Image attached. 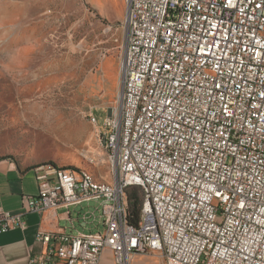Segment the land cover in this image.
Returning a JSON list of instances; mask_svg holds the SVG:
<instances>
[{"label": "built area", "instance_id": "obj_1", "mask_svg": "<svg viewBox=\"0 0 264 264\" xmlns=\"http://www.w3.org/2000/svg\"><path fill=\"white\" fill-rule=\"evenodd\" d=\"M120 105L97 128L116 185L42 165L24 211L95 200L104 229L37 231L26 264H114L156 253L164 264H264V0H124ZM97 124L94 115H88ZM148 191L129 221L124 182ZM25 228L0 210V232Z\"/></svg>", "mask_w": 264, "mask_h": 264}, {"label": "rangeland", "instance_id": "obj_2", "mask_svg": "<svg viewBox=\"0 0 264 264\" xmlns=\"http://www.w3.org/2000/svg\"><path fill=\"white\" fill-rule=\"evenodd\" d=\"M125 33L83 0H0V160L85 168L111 180L88 115L103 130L108 112L119 109ZM127 264L164 260L141 253Z\"/></svg>", "mask_w": 264, "mask_h": 264}, {"label": "crops", "instance_id": "obj_3", "mask_svg": "<svg viewBox=\"0 0 264 264\" xmlns=\"http://www.w3.org/2000/svg\"><path fill=\"white\" fill-rule=\"evenodd\" d=\"M83 1L101 20L115 24L116 29L123 23L124 0ZM95 127L96 130L100 128L98 124ZM36 170L37 166L25 167L13 160H0V210L7 214L22 213L25 221L23 229L15 227L0 232V264H26L31 255L43 256L47 245L36 240L37 231L89 233L104 229L101 209L95 200L60 205L42 213L24 211L21 197L37 194ZM93 174L101 179L95 172ZM98 264H114L108 250L102 251Z\"/></svg>", "mask_w": 264, "mask_h": 264}, {"label": "bare ground", "instance_id": "obj_4", "mask_svg": "<svg viewBox=\"0 0 264 264\" xmlns=\"http://www.w3.org/2000/svg\"><path fill=\"white\" fill-rule=\"evenodd\" d=\"M95 125V123H93ZM109 159L112 163V167L114 166V159L112 158V155L109 154ZM42 166H39L37 168H41ZM79 172L81 177L86 181L87 184L93 186V187H109V185H116L117 182V169L113 168L112 176L110 181H103V180H98L95 178V176L85 168H80V169H75ZM139 186L142 188L143 191V201H142V206L140 209V214L139 216H144L145 214V207L147 206L148 203V191L145 188V182L141 180H134L131 182H124V189H127L129 186ZM122 203H124L125 207H127V195H126V190L122 191Z\"/></svg>", "mask_w": 264, "mask_h": 264}, {"label": "trees", "instance_id": "obj_5", "mask_svg": "<svg viewBox=\"0 0 264 264\" xmlns=\"http://www.w3.org/2000/svg\"><path fill=\"white\" fill-rule=\"evenodd\" d=\"M129 221L135 224L140 214L143 201V191L139 186H129L126 190Z\"/></svg>", "mask_w": 264, "mask_h": 264}]
</instances>
